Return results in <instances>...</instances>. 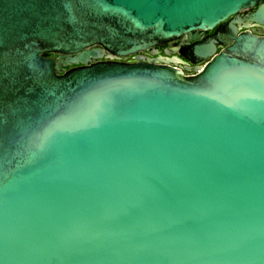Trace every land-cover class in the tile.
I'll use <instances>...</instances> for the list:
<instances>
[{
    "label": "water",
    "instance_id": "water-1",
    "mask_svg": "<svg viewBox=\"0 0 264 264\" xmlns=\"http://www.w3.org/2000/svg\"><path fill=\"white\" fill-rule=\"evenodd\" d=\"M249 22L264 0H0V264H264ZM167 42L189 63L141 53Z\"/></svg>",
    "mask_w": 264,
    "mask_h": 264
},
{
    "label": "flooded vegetation",
    "instance_id": "flooded-vegetation-1",
    "mask_svg": "<svg viewBox=\"0 0 264 264\" xmlns=\"http://www.w3.org/2000/svg\"><path fill=\"white\" fill-rule=\"evenodd\" d=\"M253 10H254V7H247V8L241 9L238 12V14L239 15L248 14V13H250ZM241 28H245V27L244 26H241ZM247 28H249L251 30L255 29L256 32H259L260 30L262 32H264V24H258V23H255V22H250V25H248ZM212 31L213 30L202 31V34L205 35L206 33L212 32ZM177 41H179V40H177ZM169 46H170V44L167 42L165 44L156 45L155 47H152L150 49H147L145 51H142L141 53H143L145 55H149V56H164V57H167V58L168 57H172V56H177L180 60H178V61L172 60L171 63L178 64L181 67L184 66V64H185L184 61H187L189 63L188 59L186 57H184L183 55H181L180 53H178V52H176V53H174V52H172V53H165V48L166 47H169ZM151 49H155L156 52L155 53H152L151 52ZM106 55H108V53H105V56ZM122 59H126V60L133 59V54L128 55L126 57H122ZM56 60H59V56H56Z\"/></svg>",
    "mask_w": 264,
    "mask_h": 264
},
{
    "label": "bare ground",
    "instance_id": "bare-ground-1",
    "mask_svg": "<svg viewBox=\"0 0 264 264\" xmlns=\"http://www.w3.org/2000/svg\"><path fill=\"white\" fill-rule=\"evenodd\" d=\"M247 24L250 25V22L247 23ZM168 59H172L174 61H178L179 60V58L177 56L168 57Z\"/></svg>",
    "mask_w": 264,
    "mask_h": 264
}]
</instances>
